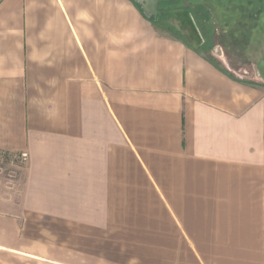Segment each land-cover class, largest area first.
<instances>
[{
  "label": "crops",
  "instance_id": "0c3cea01",
  "mask_svg": "<svg viewBox=\"0 0 264 264\" xmlns=\"http://www.w3.org/2000/svg\"><path fill=\"white\" fill-rule=\"evenodd\" d=\"M134 0H0V264H264V87Z\"/></svg>",
  "mask_w": 264,
  "mask_h": 264
},
{
  "label": "rangeland",
  "instance_id": "374dc122",
  "mask_svg": "<svg viewBox=\"0 0 264 264\" xmlns=\"http://www.w3.org/2000/svg\"><path fill=\"white\" fill-rule=\"evenodd\" d=\"M261 12L264 0H159L156 22L192 37L232 77L264 87ZM23 164L19 157L0 154V181H19Z\"/></svg>",
  "mask_w": 264,
  "mask_h": 264
},
{
  "label": "water",
  "instance_id": "95a60500",
  "mask_svg": "<svg viewBox=\"0 0 264 264\" xmlns=\"http://www.w3.org/2000/svg\"><path fill=\"white\" fill-rule=\"evenodd\" d=\"M145 19H156L158 16L159 0H135Z\"/></svg>",
  "mask_w": 264,
  "mask_h": 264
},
{
  "label": "trees",
  "instance_id": "16d2710c",
  "mask_svg": "<svg viewBox=\"0 0 264 264\" xmlns=\"http://www.w3.org/2000/svg\"><path fill=\"white\" fill-rule=\"evenodd\" d=\"M135 2V1H134ZM137 5V4H136ZM137 7L139 8V6L137 5ZM140 9V8H139ZM261 13H264V12H261ZM150 21H152L153 23H157L156 21H157V18L156 19H150ZM165 30L168 32V33H170L171 35H174L173 34V32L170 30V29H168V28H165ZM199 53H201V54H203L205 57H206V59L209 61V62H211L214 66H216V68H218L219 70H221V71H223V72H225L226 74H228L226 71H224L222 68H220L211 58H209L208 56H206L205 55V53L201 50V48H198V50H197ZM230 77H232L230 74H228ZM233 78V77H232Z\"/></svg>",
  "mask_w": 264,
  "mask_h": 264
},
{
  "label": "built area",
  "instance_id": "2783aa9c",
  "mask_svg": "<svg viewBox=\"0 0 264 264\" xmlns=\"http://www.w3.org/2000/svg\"><path fill=\"white\" fill-rule=\"evenodd\" d=\"M0 154H2V155H6V156H7V154L2 153V152H0ZM10 156H11V155H10ZM13 157H15V156H13ZM19 159H20L21 161L25 162V161H26V156H25V155H22V156L19 157Z\"/></svg>",
  "mask_w": 264,
  "mask_h": 264
}]
</instances>
